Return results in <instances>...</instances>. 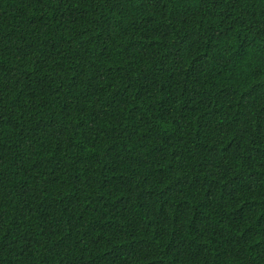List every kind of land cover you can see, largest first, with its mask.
Instances as JSON below:
<instances>
[{
  "label": "trees",
  "instance_id": "trees-1",
  "mask_svg": "<svg viewBox=\"0 0 264 264\" xmlns=\"http://www.w3.org/2000/svg\"><path fill=\"white\" fill-rule=\"evenodd\" d=\"M0 264H264V0H0Z\"/></svg>",
  "mask_w": 264,
  "mask_h": 264
}]
</instances>
